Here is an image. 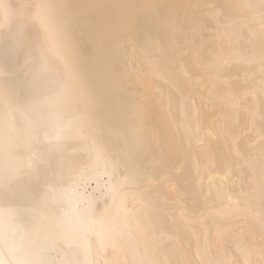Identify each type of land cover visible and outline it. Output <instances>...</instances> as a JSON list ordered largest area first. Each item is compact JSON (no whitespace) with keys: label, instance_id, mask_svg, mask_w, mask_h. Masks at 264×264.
Instances as JSON below:
<instances>
[{"label":"bare ground","instance_id":"6f19581e","mask_svg":"<svg viewBox=\"0 0 264 264\" xmlns=\"http://www.w3.org/2000/svg\"><path fill=\"white\" fill-rule=\"evenodd\" d=\"M4 3L0 217L33 233L50 189L73 187L112 212L116 171L124 239L77 257L54 230L52 264H264L261 0Z\"/></svg>","mask_w":264,"mask_h":264},{"label":"snow or ice","instance_id":"6c2138e0","mask_svg":"<svg viewBox=\"0 0 264 264\" xmlns=\"http://www.w3.org/2000/svg\"><path fill=\"white\" fill-rule=\"evenodd\" d=\"M260 6L264 9V0H261ZM236 7L252 8L253 6L242 4ZM5 11L4 0H0V14ZM219 15L224 17L223 6H221ZM235 22L231 17H226L224 20L225 24ZM261 26L264 30V14L261 17ZM137 163H141V152L138 154ZM142 171L147 173L146 168ZM108 176L109 183L104 194V202L107 204L111 200L112 212H99L95 193L89 194L73 187L61 193L50 189L43 204L34 211L36 226L33 233L19 231L0 217V244L7 243L14 256L17 253L20 254L14 260V264H52L44 257V249L53 231L57 229L60 236L71 237V239H66L65 243L77 257L81 250L87 257L93 248L98 254L100 250H106L110 246H115L119 240H123L124 232L119 228V216L121 211L126 209L123 194L126 178L118 176L116 171L108 173ZM124 214L126 217V211ZM29 238L37 245L35 253L25 251V241ZM0 264H3V261H0ZM59 264H100V261L77 258L76 260H61Z\"/></svg>","mask_w":264,"mask_h":264}]
</instances>
